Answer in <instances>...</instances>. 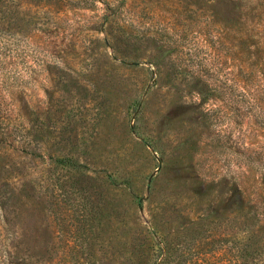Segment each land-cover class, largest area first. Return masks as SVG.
<instances>
[{"label": "rangeland", "instance_id": "374dc122", "mask_svg": "<svg viewBox=\"0 0 264 264\" xmlns=\"http://www.w3.org/2000/svg\"><path fill=\"white\" fill-rule=\"evenodd\" d=\"M0 264H264V0H0Z\"/></svg>", "mask_w": 264, "mask_h": 264}]
</instances>
